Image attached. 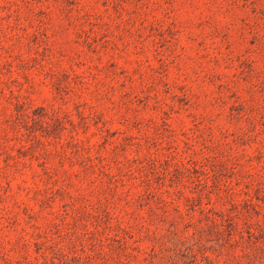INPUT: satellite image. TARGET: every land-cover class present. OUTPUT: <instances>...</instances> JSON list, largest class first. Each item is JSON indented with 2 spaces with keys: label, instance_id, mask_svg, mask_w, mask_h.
I'll use <instances>...</instances> for the list:
<instances>
[{
  "label": "rangeland",
  "instance_id": "1",
  "mask_svg": "<svg viewBox=\"0 0 264 264\" xmlns=\"http://www.w3.org/2000/svg\"><path fill=\"white\" fill-rule=\"evenodd\" d=\"M261 225L264 0H0V264H264Z\"/></svg>",
  "mask_w": 264,
  "mask_h": 264
},
{
  "label": "trees",
  "instance_id": "2",
  "mask_svg": "<svg viewBox=\"0 0 264 264\" xmlns=\"http://www.w3.org/2000/svg\"><path fill=\"white\" fill-rule=\"evenodd\" d=\"M202 210L207 216H209V214L213 212V209H211V208H202ZM107 213L110 214L109 211H107ZM252 227H253V225L250 223L249 224V230H248L249 235L255 234V232L252 230ZM263 232H264V225H261V233H263ZM250 247H252V245H250Z\"/></svg>",
  "mask_w": 264,
  "mask_h": 264
}]
</instances>
